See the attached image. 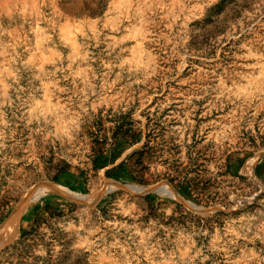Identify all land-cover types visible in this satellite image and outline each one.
Returning a JSON list of instances; mask_svg holds the SVG:
<instances>
[{"label": "rangeland", "instance_id": "obj_1", "mask_svg": "<svg viewBox=\"0 0 264 264\" xmlns=\"http://www.w3.org/2000/svg\"><path fill=\"white\" fill-rule=\"evenodd\" d=\"M147 135L226 206L133 180ZM0 262L264 264V0H0Z\"/></svg>", "mask_w": 264, "mask_h": 264}, {"label": "trees", "instance_id": "obj_2", "mask_svg": "<svg viewBox=\"0 0 264 264\" xmlns=\"http://www.w3.org/2000/svg\"><path fill=\"white\" fill-rule=\"evenodd\" d=\"M152 142H155L154 145H152ZM170 144V141H163L162 143L152 141L151 135H147L142 148L132 156L135 157V167L139 172V175L134 176L133 180L139 181L140 183L147 182L144 177L145 173L149 170V167L145 165L148 159L149 164H162L165 167L164 173L151 175L155 181L164 180L176 187L178 191L186 189L191 197L194 196L193 192L201 193V196L195 199L198 204L203 203L206 206L221 204L226 206L228 193L221 194L218 191V182L213 178L206 177L207 171L204 169L206 165L200 162V153L195 158H192L190 154V161L185 164L181 162L180 158H176V154L179 153V146ZM195 146H191L190 149L195 148ZM207 162H210V160H207ZM229 162V158H227V164L224 165L226 171L218 174L219 176L230 172L232 166ZM137 177H140V179H137ZM222 215L224 213L220 211L214 216L219 217Z\"/></svg>", "mask_w": 264, "mask_h": 264}, {"label": "bare ground", "instance_id": "obj_3", "mask_svg": "<svg viewBox=\"0 0 264 264\" xmlns=\"http://www.w3.org/2000/svg\"><path fill=\"white\" fill-rule=\"evenodd\" d=\"M65 191L62 187L57 184H44L37 188L34 192H41V191ZM33 194V193H32ZM26 203L20 206V210L17 215L10 221L11 225L5 230L4 236L7 241H10L12 238L17 237L19 231V222L22 211L24 210Z\"/></svg>", "mask_w": 264, "mask_h": 264}, {"label": "water", "instance_id": "obj_4", "mask_svg": "<svg viewBox=\"0 0 264 264\" xmlns=\"http://www.w3.org/2000/svg\"><path fill=\"white\" fill-rule=\"evenodd\" d=\"M200 210H201V211H204V210H206V209H205V208H202V207H200Z\"/></svg>", "mask_w": 264, "mask_h": 264}]
</instances>
